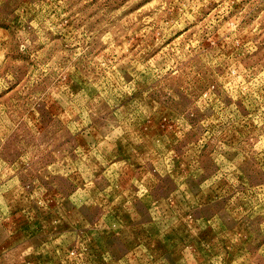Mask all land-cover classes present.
Instances as JSON below:
<instances>
[{
  "label": "rangeland",
  "instance_id": "rangeland-1",
  "mask_svg": "<svg viewBox=\"0 0 264 264\" xmlns=\"http://www.w3.org/2000/svg\"><path fill=\"white\" fill-rule=\"evenodd\" d=\"M0 264H264V0H0Z\"/></svg>",
  "mask_w": 264,
  "mask_h": 264
},
{
  "label": "clouds",
  "instance_id": "clouds-1",
  "mask_svg": "<svg viewBox=\"0 0 264 264\" xmlns=\"http://www.w3.org/2000/svg\"><path fill=\"white\" fill-rule=\"evenodd\" d=\"M185 130L187 131V128H185ZM171 155H172V153L169 152V153H168V156L170 157ZM165 163H167V158L165 159ZM113 167H115V165H114ZM217 178H218V177H217ZM138 186L140 187V192H139V194H140V195H143L147 190H146L144 187H142L141 185H138ZM205 186H206V185H205ZM29 252H31V249H28L27 252H25L24 254L27 255Z\"/></svg>",
  "mask_w": 264,
  "mask_h": 264
}]
</instances>
